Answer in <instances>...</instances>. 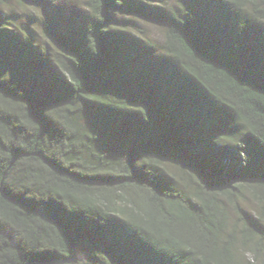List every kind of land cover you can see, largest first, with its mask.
I'll return each instance as SVG.
<instances>
[{"label":"trees","instance_id":"trees-1","mask_svg":"<svg viewBox=\"0 0 264 264\" xmlns=\"http://www.w3.org/2000/svg\"><path fill=\"white\" fill-rule=\"evenodd\" d=\"M223 2L169 10L161 55L117 25L126 0L46 27L53 51L0 9V264H264V0Z\"/></svg>","mask_w":264,"mask_h":264},{"label":"rangeland","instance_id":"rangeland-1","mask_svg":"<svg viewBox=\"0 0 264 264\" xmlns=\"http://www.w3.org/2000/svg\"><path fill=\"white\" fill-rule=\"evenodd\" d=\"M138 1L157 9L159 13L157 21H144L137 17L131 10L134 1L126 0L123 11L115 16L117 25L124 29L130 38H137L142 45L148 46L154 55H161L163 52V29L166 25L167 13L173 7L181 2H188L195 12L200 13L206 22H209L224 6L223 0ZM0 9L5 13L11 29L30 36L37 47L49 51L54 50V44L44 32L46 27L57 26L66 29L71 24L84 25L91 19V13L85 5V0H8L0 5ZM255 26L264 37V18L259 17L255 21ZM96 116V111L93 109L86 110L81 115V121L86 124L89 133L95 128ZM164 173L172 177V180L180 179L176 166L170 163L165 164ZM242 206L251 211L255 209L256 204L246 195L242 200ZM233 219V214L230 212V221ZM237 256L242 263L251 261L249 252L239 250Z\"/></svg>","mask_w":264,"mask_h":264}]
</instances>
